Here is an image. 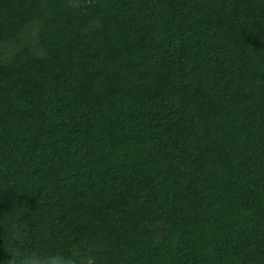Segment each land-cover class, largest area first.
<instances>
[{"label": "trees", "instance_id": "obj_1", "mask_svg": "<svg viewBox=\"0 0 264 264\" xmlns=\"http://www.w3.org/2000/svg\"><path fill=\"white\" fill-rule=\"evenodd\" d=\"M264 264V0H0V262Z\"/></svg>", "mask_w": 264, "mask_h": 264}, {"label": "clouds", "instance_id": "obj_2", "mask_svg": "<svg viewBox=\"0 0 264 264\" xmlns=\"http://www.w3.org/2000/svg\"><path fill=\"white\" fill-rule=\"evenodd\" d=\"M8 259L0 264H76L75 260L62 252L55 254L41 255L36 252L25 253L20 249H8Z\"/></svg>", "mask_w": 264, "mask_h": 264}]
</instances>
